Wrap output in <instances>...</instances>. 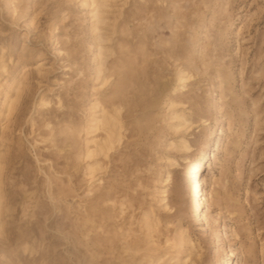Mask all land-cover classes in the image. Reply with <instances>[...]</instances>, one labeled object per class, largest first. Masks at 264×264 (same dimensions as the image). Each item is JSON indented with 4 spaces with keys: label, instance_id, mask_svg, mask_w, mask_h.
Returning <instances> with one entry per match:
<instances>
[{
    "label": "rangeland",
    "instance_id": "374dc122",
    "mask_svg": "<svg viewBox=\"0 0 264 264\" xmlns=\"http://www.w3.org/2000/svg\"><path fill=\"white\" fill-rule=\"evenodd\" d=\"M229 263L264 264V0H0V264Z\"/></svg>",
    "mask_w": 264,
    "mask_h": 264
},
{
    "label": "bare ground",
    "instance_id": "6f19581e",
    "mask_svg": "<svg viewBox=\"0 0 264 264\" xmlns=\"http://www.w3.org/2000/svg\"><path fill=\"white\" fill-rule=\"evenodd\" d=\"M97 6V10H98ZM100 13L99 11H97V13L95 14V18H96V30H100L98 29L99 25H101L103 23L102 19H100ZM46 64L45 60H41V64H40V69L44 67V65ZM101 68V67H100ZM39 69V71H40ZM103 71L102 69H99V74H101ZM186 78L183 77V74L181 73L179 76V82H183ZM108 78H104V82L103 83H107ZM105 83V84H106ZM22 90L19 89L16 93V97L15 99H10V104H9V114H12L15 110H16V104H19L21 98H22ZM47 102L42 99L41 100V105H46ZM94 109H99L98 111L94 112V115L91 119V128L94 129L93 132H97L99 130H103L105 132V137H103L101 140H97V139H92V143L95 144L94 149L88 148L87 150V158L88 159H92L94 157H96L99 154L104 155L105 157L108 156L109 152H111L113 149L116 148V144H120L121 140H122V134L120 133V129L121 127L119 126L121 124V122L119 121L118 117H116L115 115H111L105 107H102V105L100 104V102H97L94 106ZM121 110L120 109H115V113L120 115ZM179 118V117H178ZM91 142V141H90ZM184 145L183 147L187 148V143L186 141H183ZM205 160L204 157H202V159L200 160L199 163L196 164V171L200 172V170L202 169V167L205 169V163L203 165V161ZM88 170L90 171V174L92 175L91 178H94V173L97 171V168H95L93 165L89 166ZM191 186H190V192L189 194L192 195L194 198L191 201L192 203V207L193 209H195L197 211V215H198V223L201 224L204 220V213H203V194L201 186H202V182L199 179L198 176H193L191 178ZM193 187V189H192ZM197 189V190H196ZM231 258V254H228V259ZM231 264V263H229Z\"/></svg>",
    "mask_w": 264,
    "mask_h": 264
}]
</instances>
